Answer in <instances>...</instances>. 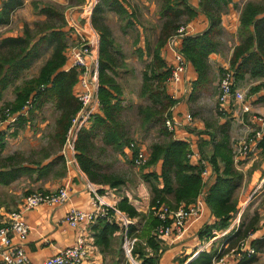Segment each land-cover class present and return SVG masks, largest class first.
Listing matches in <instances>:
<instances>
[{"label": "crops", "instance_id": "0c3cea01", "mask_svg": "<svg viewBox=\"0 0 264 264\" xmlns=\"http://www.w3.org/2000/svg\"><path fill=\"white\" fill-rule=\"evenodd\" d=\"M48 1H56L62 5L68 4V0ZM261 1L232 0L220 13L217 28L213 26L215 51L207 57L205 78L199 84L197 72L193 65L186 61L179 89L174 93L173 85L167 87V93L175 101L170 118L174 127L173 139L186 143L191 153L198 154L199 157L201 155L210 156L213 153L214 144L221 140L226 141L227 148L234 155L233 151L237 141L255 129L261 131L262 139L264 138V123L261 125L258 122V118L264 119V75L251 76L250 73H245L242 79L236 80L233 84L234 89L243 93L244 100L233 102L228 107L225 118L217 117L214 113L216 85L220 72L230 68L232 53L242 38H239L238 35L241 10L247 2L257 4ZM36 2L37 0H0V41L5 38L20 37L26 26L32 27L34 22L45 19V16L39 12L42 7L35 4ZM125 2L126 0H124V7L127 8ZM187 2L196 13L195 17L185 25L187 35L195 36L204 33L211 24L207 16L199 10V0H187ZM100 3L101 0H78V3H72L64 12L66 26L70 30L68 42L77 40L81 36L80 31H82L83 37L94 42L95 59L98 58L100 34L92 25V13L95 6ZM92 5L94 6L92 7ZM90 7H92L91 12H89ZM107 13L113 12L105 9L102 13L103 19H99V22L106 19ZM156 19H159L158 15ZM263 19L264 14L258 15L255 24L250 29L254 39L256 38V25H258V31L264 34V24L261 22ZM181 47L182 40L177 42L176 48L180 51ZM139 51L142 56L138 58H145L144 47ZM47 58L48 55H45L35 62L23 72L21 78L28 80L37 76ZM166 59L170 60V56H166ZM126 61L125 59L124 62L126 63ZM89 63L91 66V61ZM23 80L21 82L18 80L19 82L9 86L2 93L0 108L15 99L14 88ZM118 85L121 92L124 89L130 90L126 88V83H124V87L119 83ZM77 90L78 86H74V96H76ZM139 90H136L137 93ZM125 98V94L122 93L124 112L127 110L126 108L137 107L141 104L134 101L135 105L125 106ZM244 105L249 107L248 112L242 111ZM187 114L190 115V121L186 119ZM58 117L59 111L55 108V104L47 101L40 108L34 109L32 112L29 111L21 122L18 121L15 124L5 122L0 127V227L6 225L9 213L17 211L24 198L33 192H55L65 187L70 195L69 201L64 205H42L23 213L22 218L29 225L24 250L33 264H38L53 256L58 249L74 244L81 230L69 227L64 222L65 215L70 208L84 212L94 211V207L91 205L92 191H96L101 199L112 207H115L124 197L138 212L145 213L149 206V190L145 182H141L136 187L137 193L130 191L122 197L115 196L117 195L115 192H119V190L110 189L105 184L90 182L73 157L75 153L72 155L71 149L67 146V137H65L63 147L58 148L59 144L54 138ZM126 131L129 132L128 126ZM261 143H259L260 146H257V150L249 154L247 158L237 161L238 163L234 161L235 169L242 174L243 179L236 193L238 211L227 227L229 234L223 241L226 242V249L222 251V254H227L233 250L229 246L233 243L237 231H242L241 229L252 223L255 231L251 232L245 240L246 249H252L254 254L244 255L241 258L228 257L225 264H264V151ZM93 145V161L103 168L102 171L108 172L110 163H103L104 158L102 157L109 150L118 159L121 154L127 160L132 159V150L124 148L122 152H116L112 148L104 146L100 137L94 140ZM139 149L143 154L146 153L144 147ZM59 159L60 161H58ZM191 162L194 164L197 161L191 159ZM63 166L65 174L62 177H56L54 171L63 169ZM160 167V163H158L146 169L145 172L159 174ZM207 170L208 177L205 180L204 193L215 182L211 168L207 167ZM203 192L201 195H204ZM201 198L197 199L201 203L199 219L195 222L188 220L185 230L179 238L171 237L161 240L162 252L155 264H188L203 251L209 252L211 249L214 251L213 248H215L217 240L220 242L223 240L219 235L223 234L226 229L220 231L212 229L211 236L207 240L200 237V233L205 227H213L216 222L204 202V196ZM135 219L137 218L133 220L135 221ZM92 229L93 227L85 232L89 239H93ZM209 244L210 249L206 248ZM93 246L94 249L90 251L88 258L82 264H108L109 258L99 252L94 244V239Z\"/></svg>", "mask_w": 264, "mask_h": 264}, {"label": "trees", "instance_id": "16d2710c", "mask_svg": "<svg viewBox=\"0 0 264 264\" xmlns=\"http://www.w3.org/2000/svg\"><path fill=\"white\" fill-rule=\"evenodd\" d=\"M232 0H199V10L205 14L211 24L202 34L183 36L180 53L189 61L199 76L200 84L205 78L207 57L215 51L213 41V26L217 28L220 13L225 10ZM115 13L120 19L129 17L124 7V0H101L92 13V25L100 34L98 50V111L91 116L88 127H82L74 142L75 159L80 169L87 175L90 182L107 185L110 189L119 190L126 184V179L116 173L102 171V167L93 161V142L100 137L106 147L116 152L129 148L133 139L126 131L127 124L123 119L122 92L116 81L118 69L126 66L124 57L116 48L112 35L105 25L99 22L103 19L104 10ZM45 16L43 21H36L32 27L26 26L23 34L16 38H5L0 41V99L2 93L14 85L23 72L28 70L39 59L48 55L37 76L22 82L14 88L15 99L0 108V117L17 115L16 122L24 119L23 107L31 102L35 108H40L47 101L55 104L59 111L56 123L55 141L62 148L71 122L81 108V104L73 94V87L78 83V72L75 69L66 70V53L70 30L66 26L64 13L49 6L40 9ZM157 14L161 21L160 32L156 43L151 46L145 42L144 51L150 61L145 65L141 76V87L138 97L144 99V104L137 106L138 128L144 133L154 131L158 141L149 147L147 161L142 169H148L160 163L159 174L147 172L143 180L147 184L150 194V208L165 205L172 210L187 207L194 203L205 188V180L201 173L203 165L192 163L188 157L191 151L184 142L173 139L165 127V120L171 118V110L175 101L167 93L170 76L169 60L165 56V45L168 38L177 34V30L195 17L187 0H160ZM264 14V0L254 4L247 2L240 13V27L238 35L240 44L235 47L230 59V69L234 73V82L242 79L245 73L251 76L264 75V34L258 31L256 38L250 29L255 24L258 15ZM264 24V19L261 21ZM127 26V25H126ZM139 56L142 53L138 51ZM264 151V138L261 140ZM213 153L200 159L211 168L215 182L204 193V202L214 216L216 222L213 227H205L200 233L202 239L211 236L212 229L225 230L237 214V190L241 186L242 174L235 169L233 153L227 148L225 140L218 141L213 146ZM139 149L132 151L133 160ZM12 159V158H11ZM63 161V158H61ZM60 161V159L58 160ZM133 162V161H132ZM221 164V167H220ZM52 166V165H51ZM56 177L65 174V168L54 171ZM116 209L129 219L144 218L128 201L122 198ZM98 219L93 226L94 244L102 255L113 252L112 242L115 233L120 230L116 218ZM160 224L156 219L149 218L143 227L141 240L147 239V244L154 251L149 257L143 252L142 245L133 251V256L142 259V264H155L162 249L154 239H149L151 230ZM168 224L165 223V226ZM242 231H237L230 249L238 246L247 236L255 231L253 224H248ZM128 235L138 234L137 228L128 226ZM141 233V232H140ZM138 236V235H137ZM216 253L203 251L188 264H211Z\"/></svg>", "mask_w": 264, "mask_h": 264}, {"label": "built area", "instance_id": "2783aa9c", "mask_svg": "<svg viewBox=\"0 0 264 264\" xmlns=\"http://www.w3.org/2000/svg\"><path fill=\"white\" fill-rule=\"evenodd\" d=\"M94 5H92L93 7ZM92 7L89 8L91 12ZM187 27H180L177 34L168 38L165 45V56H170L169 68L170 76L167 81L168 86L173 85L174 93L179 89L181 82V75L183 74L186 66V61L177 50V42L183 36L187 35ZM92 48L94 44L91 40L81 41L74 46L67 49L66 53V70L75 69L82 70V75L78 78V90L76 97L81 104V108L75 115L71 122V126L67 131L66 144L71 149L72 155L74 151V142L77 132L88 124L89 119L94 115L99 108L97 99L98 90V71L97 59L93 58ZM94 61L92 67L89 66ZM89 68V69H88ZM92 68V69H91ZM234 74L231 71H226L219 82V98L217 104V111L221 114H226L228 107L235 101H243L244 95L242 92L234 90ZM167 86V87H168ZM243 112H248L249 107L244 105ZM25 116L26 112H22ZM9 117V115H7ZM17 118L14 115L7 123H13ZM186 119L190 121V115H186ZM263 118H258V122L263 125ZM2 125H0L1 127ZM165 127L168 132L174 131V127L170 119L165 120ZM173 127V129H172ZM262 140L261 131H256L255 136L249 140V145L238 146L236 153L234 152V161H241L249 156L253 150L258 146ZM133 144H130L129 149L132 150ZM75 157V154L73 155ZM190 159H195L203 165L201 173L202 179L206 180L208 177V170L206 163L202 161L198 154L190 153ZM146 158L142 152H138L135 163L138 166L144 165ZM201 195V194H200ZM198 196L200 199L202 196ZM70 199L69 191L64 187L60 188L54 193L36 192L24 198L17 211L9 213L7 223L4 227H0V264H33L24 250V243L28 236L29 225L23 220L22 215L24 212L31 211L39 206H57L64 205ZM187 207H180L179 210L172 212L164 205L155 206L152 208L154 215L161 221H170L166 226L159 228L161 236L164 238H179L184 230L186 222L189 220L195 222L201 215V203L197 200ZM202 199V198H201ZM91 205L94 207L92 212H84L74 208H70L64 218V222L71 228L81 230L80 234L75 239L72 246L58 249L53 256H50L38 264H82L89 256L90 251L94 249L93 239L88 238L85 232L91 229L98 219L106 218L111 222L108 211H113L116 215H120L123 224V249L128 257H131V249L133 240L128 238L127 229L130 222L127 218L121 215L114 207L105 203L96 191H92ZM254 254L252 249H246V240L240 241L238 246L227 254L216 253L211 260V264H225L228 257H243L251 256ZM138 264V263H137ZM141 264V263H139Z\"/></svg>", "mask_w": 264, "mask_h": 264}, {"label": "rangeland", "instance_id": "374dc122", "mask_svg": "<svg viewBox=\"0 0 264 264\" xmlns=\"http://www.w3.org/2000/svg\"><path fill=\"white\" fill-rule=\"evenodd\" d=\"M72 3H78V0H68L67 5H62L56 1H48V0H37V2L35 4H37L40 7L50 5L52 8L54 7V9H57V10L62 11L64 13ZM125 3H126V6L128 8V9L126 8L127 12L129 14L133 13V15L131 14L129 17H125V18L120 19L115 13H107L106 19L104 21H102V23L105 25L107 31L114 38L116 48L122 54L124 53L123 54L124 60L125 59L127 60L126 63L124 62L126 66H122L118 69V72H117L118 75L116 77V81L121 86H123L124 83H126V88L130 89L129 91L124 89V91L122 92L126 96L125 106H128L129 104L135 105V103H137V102L144 104V100L142 101L139 99V97H138L139 92L137 93V91L141 87L142 72L145 68V65L150 61V58L147 56L145 58H143V57L138 58L139 55L136 53H138L140 48L144 47L145 42H149L151 46H153L156 43L158 36H159V32H160L161 21L159 19H156V16L158 15L157 10H158V5L160 3V0H126ZM154 9H157V10L155 11ZM186 23L184 24L183 27H186L185 26ZM77 30L79 31L81 29H77ZM88 32H89V30H88ZM80 33H81L80 34L81 36L78 37L77 40L68 42V44H69L68 48L79 43L81 41V39H83L84 41L87 40L85 37L82 36L83 32L80 31ZM92 53H93V57L96 58V56H95L96 55V49L92 48ZM97 61H98V58H97ZM93 64H94V61L92 62L91 66L89 64L88 67L89 68L92 67ZM76 71L79 74V76H78V78H79L80 75H82V70L77 69ZM226 71L233 72L232 69H230V68H226L223 71H221L217 85H216V104H215L214 113L216 114L217 117H220V118L227 117V113L221 114L216 109L217 104H218L219 92H220L219 91V82H220L221 77L223 76V73ZM124 72H127V73L124 74ZM21 79L22 78L20 77L19 78L20 82L23 80V79L22 80ZM24 81H26V80H23V82ZM97 82H98V80H97ZM234 90H236V89H234ZM134 101H136V102L134 103ZM34 109H38V108H35L31 102H28L24 105L23 110H21V111L26 112V114H25V116H26L29 111L32 112ZM126 109L127 110L125 112H123L122 117H123L124 121H126L127 126L129 127L130 137L133 139L132 151L135 147H137L138 149L140 147H144L146 153L149 154L150 145L152 143L158 141L156 133L154 131L144 133L141 129L138 128L137 107L131 106L130 108H126ZM14 115L15 114L9 115V117L5 115V120L7 119L9 121V119H11ZM260 118H262V117H260ZM5 120L3 119V121H2V117H0V125L7 122ZM15 123H16V120L11 124H15ZM88 126H89V121L85 127H88ZM172 129H173V127H172ZM255 132H256V129L253 130L251 133L242 136L237 141V144H236L233 152L236 153V151L238 150V146L241 142H242V145L248 146L249 140L255 136ZM169 133L173 137V131H171ZM0 135H1V131H0ZM0 138H1V136H0ZM258 145L260 146V144H258ZM256 150H257V147L253 151H256ZM146 153L144 154V156H145L146 161H147L148 156ZM121 157H120V159H118V157L113 155L110 150L107 154H105L102 157V158H104L103 163H108V162L110 163L109 168H108V172L121 175L127 180L126 184L119 189V192H115L117 194L115 196H117V197L118 196L119 197L125 196V195H127V192L130 193V191H135L137 193L136 187L141 182H144L143 174L146 173L145 172L146 169L143 170L141 166H138L135 163V159L133 160V158H132V159L127 160L123 157V154H121ZM234 165H235V163H234ZM36 192H43V191H36ZM36 192H33V193H36ZM46 193H54V192H46ZM148 201L150 203V194H149ZM116 205L114 207L115 209H116ZM165 207H167V206H165ZM182 207H184V206H182ZM152 208H150V206H148L145 213L141 212L142 215L145 217L144 218L139 217V218L135 219V221L133 219L127 218L126 215H124L123 213H121L120 211H118L116 209L121 215H123L125 218L128 219V221L130 222V224L128 226L133 225L137 228V231H139L138 234H135L134 236H129L128 231H127L128 238H130L134 241L132 244V249H131L132 250L131 251V257H128L126 255L124 249H123V228H121V225L123 224V220H122L120 215L118 216L113 211H110V210L108 211V215L110 216V213H112L113 217L116 218V220H117V223H118L117 225L120 227V230L115 233V238L112 242L113 252L104 255V256H107L109 258L108 264H137V263L142 264V259H139L138 257L133 256V251L135 249H137L138 245H140V244L143 247V252L147 256H149V257L153 256L154 251L147 244V239L141 240L139 237V235L142 234L143 227H144L145 223L147 224L149 218L156 219L157 221L160 222V224L158 226L154 227L151 230L148 238L154 239L155 242L158 244V246L161 247L162 243H160V242L164 237L161 236L162 234H160L159 228L161 226H164L165 222L159 220L154 215ZM168 209L171 210L172 212H175L176 210H179L180 207L177 208L176 210H172L170 208H168ZM167 222L170 223V221H166V223ZM109 223H114V221L111 220V222H109ZM218 233H222V232H218ZM228 234H229V231H227V229L225 230V232L223 234H220L219 237L223 240L221 242H220V240H217L215 248H213L214 251H212V249H211V251H209V253H213V252L214 253H221L224 249H226L225 248L226 242H223V241L226 238V236H228ZM164 239H166V238H164ZM206 248L210 249V244L207 245Z\"/></svg>", "mask_w": 264, "mask_h": 264}]
</instances>
